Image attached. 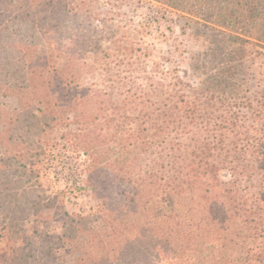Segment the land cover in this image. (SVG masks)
Here are the masks:
<instances>
[{
    "label": "trees",
    "instance_id": "trees-1",
    "mask_svg": "<svg viewBox=\"0 0 264 264\" xmlns=\"http://www.w3.org/2000/svg\"><path fill=\"white\" fill-rule=\"evenodd\" d=\"M99 1L0 0V73L16 76L51 127L75 125L61 138L86 157L78 189L98 198L88 215L67 211L41 182L46 127L30 134L0 116V264H264V84L240 76L264 55V0H157L191 13L199 3L227 32L212 57L225 64L196 74L150 66L139 30ZM63 48L93 57L101 88L82 95L56 66ZM13 166L25 171L17 189ZM109 182L120 188L112 201ZM19 195L26 219L12 222L3 208Z\"/></svg>",
    "mask_w": 264,
    "mask_h": 264
},
{
    "label": "rangeland",
    "instance_id": "rangeland-1",
    "mask_svg": "<svg viewBox=\"0 0 264 264\" xmlns=\"http://www.w3.org/2000/svg\"><path fill=\"white\" fill-rule=\"evenodd\" d=\"M120 1L100 0L95 7H98L103 15L113 17L114 21L123 20L132 29L135 27L139 30L138 36L143 38L142 48L148 54L146 59L156 70L158 68L168 70L170 67L179 66L182 71L193 74L196 72L195 67H200L202 70L207 67L219 69L225 64V59L213 60L212 57L216 52L221 53L220 57H222L223 53L220 51L222 45L219 41L228 36L227 32L212 22L218 21L217 16H213L211 22L202 16V10L197 8L200 6L198 2L196 3L198 6H195L194 12L191 13L157 0H122L123 3ZM197 10L199 13H195ZM70 54L69 48L57 51L56 66L68 67L72 70L82 95L93 94L104 84V72L97 66L92 56L73 59ZM245 65L246 67L240 71V76L249 80L251 88L257 87V80L264 84V55L259 56L255 61L246 59ZM15 78V75L0 73V116L19 118L30 134L36 133L41 126L46 127V136L53 146L51 155L41 164V182L49 193H59L65 199L67 211L88 215L97 207L98 198L90 192L78 189V183L84 175L81 173L82 159L86 157L83 156L81 159L77 155L78 152L69 144H65L61 138L63 132L73 130L75 125L69 124L66 128L60 125L51 127L53 126L51 116H46L37 106L28 103L24 89L13 85ZM69 117L72 118V114H69ZM113 163L110 160L104 165L109 166ZM224 175L227 173L224 172ZM8 179L11 187L17 189L18 184L25 179L23 167L9 168ZM115 184L109 182L104 193L110 201L120 190ZM28 207L29 202L19 195L4 205L3 212L9 221L17 222L26 219ZM67 229L68 232L74 230ZM54 230L56 233L65 231L61 224L55 225ZM85 241L86 236H82V242ZM4 246L5 241L0 239V253Z\"/></svg>",
    "mask_w": 264,
    "mask_h": 264
}]
</instances>
